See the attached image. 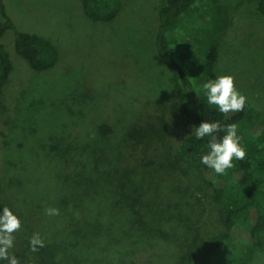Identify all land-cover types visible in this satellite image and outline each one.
<instances>
[{
  "label": "rangeland",
  "instance_id": "rangeland-1",
  "mask_svg": "<svg viewBox=\"0 0 264 264\" xmlns=\"http://www.w3.org/2000/svg\"><path fill=\"white\" fill-rule=\"evenodd\" d=\"M257 1L217 0L221 24L213 25L214 15L205 6L188 25L197 37L217 43L219 74L233 76L236 88L264 108V15ZM162 2L120 0L114 21L105 25L83 15L79 0H4L17 31L51 40L59 54L58 68L37 73L16 54L12 31L0 39L12 66L0 103V212L8 207L21 221L9 249L19 264L25 256L19 247L34 233L44 245L60 247L59 256L45 264H67L61 245L76 219L86 212L94 217L129 210L128 202L113 198L137 192L157 193L163 211L178 214L179 222L192 229L190 236L216 231L202 176L176 158L192 126L171 70L155 59L154 25ZM101 124L111 131L108 136L99 133ZM249 132L244 130V139ZM95 158L107 173L87 170L86 177L81 169ZM93 174L95 186L78 184ZM49 207L60 214L46 215ZM153 251L123 263L143 259L154 264ZM29 258L31 264L41 260ZM251 259L249 264H264V247ZM156 264H172V259L163 251Z\"/></svg>",
  "mask_w": 264,
  "mask_h": 264
},
{
  "label": "trees",
  "instance_id": "trees-1",
  "mask_svg": "<svg viewBox=\"0 0 264 264\" xmlns=\"http://www.w3.org/2000/svg\"><path fill=\"white\" fill-rule=\"evenodd\" d=\"M79 1L83 15L105 25L114 21L121 7L120 0ZM206 1L209 3L205 4V0H163L154 25L155 59L171 70L178 99L192 127L198 126L202 120L219 121L222 128L231 123L238 125L240 143L247 155L243 161L234 160V167L228 170L227 175L217 176L201 163V156L209 150L210 137L197 140L190 135L176 152V158L188 161L208 187L209 200L215 209L216 231L207 237H203L200 231L190 236L192 229L179 222L178 214L172 210L163 211L157 193L148 196L137 192L113 198V202H128L129 210L117 208L111 213L97 212L94 217L91 212L81 214L62 242L63 262L65 259L67 264H110L113 259L122 264L126 258L154 250V264L160 260L163 251L172 259V264H249L252 256L264 247V108L247 99L243 111L225 117L215 106L207 103L202 85L220 76L218 46L194 35L188 25L193 21L192 14L203 8L202 12L205 11V6H210L214 15L213 25L222 23L217 0ZM257 11L264 15V0L257 1ZM0 16V39L5 32L12 31L16 54L25 59L32 70L43 73L58 68L57 46L47 38L17 31L6 14L4 0H0ZM203 42L205 50L201 49ZM11 71L8 53L0 44V103ZM246 129L250 132L244 139ZM110 132L105 124L99 126L103 137ZM224 134L222 131L216 135L219 138ZM95 160L83 165L81 172L86 177L89 176L87 170L99 175L107 173L94 163ZM109 162L110 157L106 164ZM143 163L148 166L152 162ZM114 168H117V163ZM128 173L126 171L124 175ZM95 174L78 184L95 186ZM70 218H74L73 215ZM19 249L20 254H25L22 258L24 264H31L30 255H38L41 258L38 264H45L60 254L57 244L44 245L32 252L29 240L25 247ZM47 254L52 255L45 257ZM135 261L153 264L151 260Z\"/></svg>",
  "mask_w": 264,
  "mask_h": 264
},
{
  "label": "clouds",
  "instance_id": "clouds-1",
  "mask_svg": "<svg viewBox=\"0 0 264 264\" xmlns=\"http://www.w3.org/2000/svg\"><path fill=\"white\" fill-rule=\"evenodd\" d=\"M202 89L207 103L215 106L225 117L230 113L243 111L248 103L247 97L236 88L235 78L231 75H220L215 79H209L203 83ZM222 131L225 134L218 138L216 134ZM190 135L197 140L210 137L207 145L209 150L201 156V163L217 176L227 175L228 170L234 167L233 161H243L247 155L240 143L236 123L226 124L222 128L219 121L202 120L198 126L191 128ZM45 214L58 216L60 212L58 208L49 207L45 209ZM20 228V219L8 207H4L0 212V260L7 261V264H19L16 256L9 254V249L14 246L13 234ZM29 245L32 252L44 247V241L39 233L32 235Z\"/></svg>",
  "mask_w": 264,
  "mask_h": 264
}]
</instances>
